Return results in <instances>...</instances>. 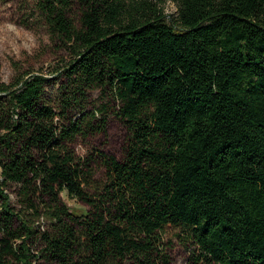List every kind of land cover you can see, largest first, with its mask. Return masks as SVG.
<instances>
[{
	"label": "trees",
	"instance_id": "1",
	"mask_svg": "<svg viewBox=\"0 0 264 264\" xmlns=\"http://www.w3.org/2000/svg\"><path fill=\"white\" fill-rule=\"evenodd\" d=\"M82 2L77 25L73 0H39L71 60L0 83V264H172L168 225L189 231L193 264H264V0H177L171 22ZM110 114L127 144L100 153L98 184L75 144Z\"/></svg>",
	"mask_w": 264,
	"mask_h": 264
},
{
	"label": "rangeland",
	"instance_id": "2",
	"mask_svg": "<svg viewBox=\"0 0 264 264\" xmlns=\"http://www.w3.org/2000/svg\"><path fill=\"white\" fill-rule=\"evenodd\" d=\"M130 6L140 7L157 14L163 13L171 22L177 13V0H124ZM83 10L82 0H73L70 16L78 25ZM71 60L69 50L62 45L52 33L49 25L39 10V0H0V83H13L31 73L43 72L50 77L56 68L65 61ZM60 81L51 79L47 84V98L53 103L59 97ZM108 99L100 90H94L90 96L93 104L106 103ZM106 132L87 139L79 138L75 148L79 155H90L94 158L97 170L96 181H105L106 168L99 156L102 151L121 159L127 144V129L124 123L114 114L107 118ZM95 187V186H94ZM16 184L6 188L12 204L17 203ZM93 191V188H90ZM64 202L72 209H87V206L67 191L62 193ZM38 223H45L44 219ZM166 247L172 256V264H193V251L196 249L189 231L182 226L168 225L162 231Z\"/></svg>",
	"mask_w": 264,
	"mask_h": 264
}]
</instances>
